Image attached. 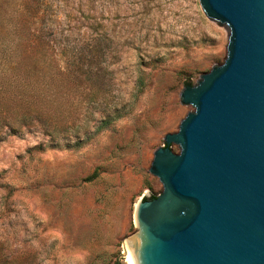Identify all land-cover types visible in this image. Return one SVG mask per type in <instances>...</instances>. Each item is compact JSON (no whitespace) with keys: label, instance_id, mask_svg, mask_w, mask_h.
Listing matches in <instances>:
<instances>
[{"label":"rangeland","instance_id":"1","mask_svg":"<svg viewBox=\"0 0 264 264\" xmlns=\"http://www.w3.org/2000/svg\"><path fill=\"white\" fill-rule=\"evenodd\" d=\"M227 40L199 0H0V264H127L179 93Z\"/></svg>","mask_w":264,"mask_h":264},{"label":"water","instance_id":"2","mask_svg":"<svg viewBox=\"0 0 264 264\" xmlns=\"http://www.w3.org/2000/svg\"><path fill=\"white\" fill-rule=\"evenodd\" d=\"M199 3L226 56L181 89L193 111L154 150L162 191L138 200L127 239L138 264H264V0Z\"/></svg>","mask_w":264,"mask_h":264},{"label":"bare ground","instance_id":"3","mask_svg":"<svg viewBox=\"0 0 264 264\" xmlns=\"http://www.w3.org/2000/svg\"><path fill=\"white\" fill-rule=\"evenodd\" d=\"M136 208H137V203L135 204L134 213H133L135 226L137 227L136 219H135ZM136 247H137V243L132 245L131 242L129 241V239H126L124 241L123 249L125 252L124 253L125 254V261L127 262V264H138Z\"/></svg>","mask_w":264,"mask_h":264},{"label":"trees","instance_id":"4","mask_svg":"<svg viewBox=\"0 0 264 264\" xmlns=\"http://www.w3.org/2000/svg\"><path fill=\"white\" fill-rule=\"evenodd\" d=\"M151 198H154V197H151Z\"/></svg>","mask_w":264,"mask_h":264}]
</instances>
